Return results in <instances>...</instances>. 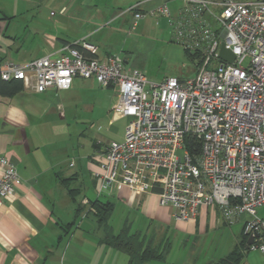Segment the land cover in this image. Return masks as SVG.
Listing matches in <instances>:
<instances>
[{"label":"crops","instance_id":"1","mask_svg":"<svg viewBox=\"0 0 264 264\" xmlns=\"http://www.w3.org/2000/svg\"><path fill=\"white\" fill-rule=\"evenodd\" d=\"M164 2L175 14L182 6L181 0H0V60L58 59L84 38L101 58L119 54V46L103 47L100 25L117 22L119 29V20L133 22L130 8L146 17ZM15 87L0 93V157L15 162L20 178L0 207V264H129L128 253L101 241L89 212V201L98 198L113 202L115 232L127 228L145 246L168 243L163 259L145 264H205L241 240L246 217L227 223L216 206H201L184 222L160 205L158 189L135 192L115 181L99 194L105 147L124 140L128 122L114 113V88L83 77L62 90L37 92L23 81ZM242 264H264V254L247 250Z\"/></svg>","mask_w":264,"mask_h":264},{"label":"built area","instance_id":"2","mask_svg":"<svg viewBox=\"0 0 264 264\" xmlns=\"http://www.w3.org/2000/svg\"><path fill=\"white\" fill-rule=\"evenodd\" d=\"M181 1L176 14L167 2L151 14L166 18L172 39L197 55L193 77L150 81L127 69L121 54L97 56L99 47L84 38L58 59L0 60V78L21 79L37 92L68 89L76 77L114 88V113L128 122L124 140L105 147L99 194L115 181L135 192L158 189L160 205L184 222L201 206H216L227 223L246 217L247 250L264 254V0ZM130 10L134 30L144 14ZM222 44L233 61L221 57ZM187 136L200 152L185 145ZM0 167L1 207L20 178L9 157H0Z\"/></svg>","mask_w":264,"mask_h":264},{"label":"rangeland","instance_id":"3","mask_svg":"<svg viewBox=\"0 0 264 264\" xmlns=\"http://www.w3.org/2000/svg\"><path fill=\"white\" fill-rule=\"evenodd\" d=\"M117 24L103 23L99 27L103 29L95 32L103 38L100 41L104 42V48L119 46V54L124 59L128 57L127 69H139L153 82L173 76L186 79L196 74L200 61L172 39L171 29L162 17L147 15L138 21L134 30L131 22L119 20V29ZM248 62L249 59L245 64ZM258 211L264 216V206Z\"/></svg>","mask_w":264,"mask_h":264},{"label":"trees","instance_id":"4","mask_svg":"<svg viewBox=\"0 0 264 264\" xmlns=\"http://www.w3.org/2000/svg\"><path fill=\"white\" fill-rule=\"evenodd\" d=\"M193 56L197 58L196 54H193ZM21 82V79H1L0 93H3L5 87L10 84H16L15 88L19 89L21 87ZM185 145L192 152H200V142L193 139L191 136L186 137ZM89 202L90 206L94 209L89 212H92L94 215L101 241L128 253L130 255L129 264H145L151 259L164 258L169 250V246H167L168 243L161 249L149 245L145 246L144 240L139 237L138 234H131L127 228L123 229L121 232H115L113 230L110 224V218L114 209L112 201L98 198ZM247 244L248 237L243 235L241 240L226 256L217 260L209 261L205 264H242L247 251Z\"/></svg>","mask_w":264,"mask_h":264},{"label":"water","instance_id":"5","mask_svg":"<svg viewBox=\"0 0 264 264\" xmlns=\"http://www.w3.org/2000/svg\"><path fill=\"white\" fill-rule=\"evenodd\" d=\"M220 55H221V57H223L229 61H233L236 57V55L231 50L225 48L224 44H222V46H221ZM125 63H128V57L125 58ZM252 241H253V238L249 237L248 244H251ZM246 249H248V245H247Z\"/></svg>","mask_w":264,"mask_h":264}]
</instances>
